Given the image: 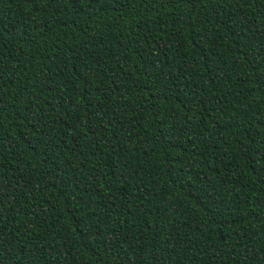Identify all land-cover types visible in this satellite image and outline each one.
I'll return each mask as SVG.
<instances>
[{
    "label": "trees",
    "instance_id": "obj_1",
    "mask_svg": "<svg viewBox=\"0 0 264 264\" xmlns=\"http://www.w3.org/2000/svg\"><path fill=\"white\" fill-rule=\"evenodd\" d=\"M0 264H264V0H0Z\"/></svg>",
    "mask_w": 264,
    "mask_h": 264
},
{
    "label": "snow or ice",
    "instance_id": "obj_2",
    "mask_svg": "<svg viewBox=\"0 0 264 264\" xmlns=\"http://www.w3.org/2000/svg\"><path fill=\"white\" fill-rule=\"evenodd\" d=\"M69 2H70V3H75V2H76V0H69ZM94 2H97V3H99V2H100V0H94Z\"/></svg>",
    "mask_w": 264,
    "mask_h": 264
}]
</instances>
